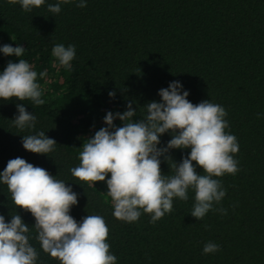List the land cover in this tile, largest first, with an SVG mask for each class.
Here are the masks:
<instances>
[{
	"label": "trees",
	"instance_id": "trees-1",
	"mask_svg": "<svg viewBox=\"0 0 264 264\" xmlns=\"http://www.w3.org/2000/svg\"><path fill=\"white\" fill-rule=\"evenodd\" d=\"M78 2L62 4L61 12L52 14L47 6L57 0H45L31 13L0 0V46L25 48L19 58L0 53V73L9 61L25 59L38 74L45 101L37 106L27 99H0V172L20 157L69 184L78 194L70 215L77 222L86 215L105 219L116 264H264V0H86L84 8ZM55 44L75 45L71 72L52 56ZM173 81L189 92L191 103L208 99L228 113L225 131L237 138L233 158L239 171L213 177L226 189L213 207L227 214L209 211L196 220L189 189L188 200L174 198L173 211L154 224L143 210L136 222L117 220L106 183L80 181L70 169L80 165L84 139L106 126V112L123 113L132 102L137 110L132 119L140 120L144 105L160 102L158 91ZM17 104L36 116L33 129L13 125ZM118 120L114 124L122 126ZM40 131L57 142L48 156L22 147L21 136ZM170 139L165 133L159 146ZM189 152L172 149L168 155L179 164ZM168 163L161 157L166 176L173 174ZM15 212L34 237V218L15 208L0 183V215L9 222ZM209 241L220 250L203 254ZM30 243L40 252L37 264H60L35 239Z\"/></svg>",
	"mask_w": 264,
	"mask_h": 264
},
{
	"label": "clouds",
	"instance_id": "clouds-1",
	"mask_svg": "<svg viewBox=\"0 0 264 264\" xmlns=\"http://www.w3.org/2000/svg\"><path fill=\"white\" fill-rule=\"evenodd\" d=\"M76 0H57L49 4L52 14L61 12V5ZM19 4L26 13L40 8L45 0H8ZM86 7V0L76 3ZM5 56L22 57L25 48L10 44L0 46ZM51 54L59 64L72 71L71 62L76 57L75 45L55 44ZM37 72L25 59L9 61L0 73V99L9 101L30 100L40 106L45 103L42 90L37 83ZM47 72H40L44 77ZM110 91L108 96L114 98ZM160 102L151 101L140 120H133L137 110L132 102L123 113L106 112L101 127L91 138H85L79 153L80 165L70 169L71 175L84 182H105L108 196L114 208L113 216L127 223L136 222L143 213L151 214L150 223L173 211L174 198L187 201L188 192H194L191 216L202 220L209 211L226 215L227 210L215 209L226 195L219 179L225 174L235 175L239 171L237 138L226 132L229 123L227 111L220 104L203 100L191 103L188 91H182L179 81L170 82L167 88L158 91ZM17 115L13 125L23 131L33 129L36 116L26 111L23 104H17ZM258 118H259V114ZM119 119L122 126L114 121ZM171 135L166 145L160 147V137ZM24 150L45 155L55 151L57 142L44 131L21 136ZM172 149H190L177 164L168 153ZM161 157L169 162L173 174L166 176L161 171ZM195 162V165L193 164ZM197 166L202 170L197 172ZM110 173V178L106 176ZM203 173V174H201ZM0 183L7 186L15 208L29 212L35 220L36 235H30V227L22 217L11 215L9 222L0 215V264H37L40 252L30 240L35 239L42 251L60 264H116L117 257L110 253L106 243L109 229L100 215H86L77 222L71 215V208L78 203V194L72 187L46 169L16 157L7 162L0 172ZM220 250L218 244L207 242L203 254Z\"/></svg>",
	"mask_w": 264,
	"mask_h": 264
},
{
	"label": "rangeland",
	"instance_id": "rangeland-1",
	"mask_svg": "<svg viewBox=\"0 0 264 264\" xmlns=\"http://www.w3.org/2000/svg\"><path fill=\"white\" fill-rule=\"evenodd\" d=\"M120 122V120H118Z\"/></svg>",
	"mask_w": 264,
	"mask_h": 264
}]
</instances>
